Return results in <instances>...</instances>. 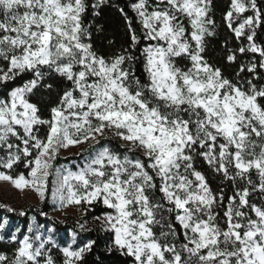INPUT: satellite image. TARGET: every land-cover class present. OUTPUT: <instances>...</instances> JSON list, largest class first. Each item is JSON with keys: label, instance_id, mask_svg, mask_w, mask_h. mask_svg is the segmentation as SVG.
<instances>
[{"label": "snow or ice", "instance_id": "snow-or-ice-1", "mask_svg": "<svg viewBox=\"0 0 264 264\" xmlns=\"http://www.w3.org/2000/svg\"><path fill=\"white\" fill-rule=\"evenodd\" d=\"M106 3L0 0V85L30 74L0 99V181L43 199L61 150L98 144L110 132L139 155L101 146L76 171H57L53 192L62 206L95 202L112 210L94 217L112 234L109 252L114 248L132 264H264V42L257 43L264 0H230L223 13L242 41L235 49L224 45L227 62L238 66L235 79L205 56L217 34L213 0H137L131 8L142 37L117 7L131 43L110 56L94 46L104 26L84 19L90 7L99 16ZM141 39L148 42L143 81L129 50ZM238 54L251 58L238 62ZM178 58L188 63L181 66ZM53 76L70 86L45 119L30 98L54 90ZM198 158L230 182L231 195L213 190L196 167ZM21 164L27 175H13ZM165 212L175 213L182 232L170 222L167 231L153 230L163 229ZM7 224L0 223V241ZM10 240L15 250L0 253V264H87L96 244H77L74 233L72 243L60 247L39 226ZM53 248L62 254L59 262Z\"/></svg>", "mask_w": 264, "mask_h": 264}, {"label": "trees", "instance_id": "trees-1", "mask_svg": "<svg viewBox=\"0 0 264 264\" xmlns=\"http://www.w3.org/2000/svg\"><path fill=\"white\" fill-rule=\"evenodd\" d=\"M96 0H88L91 5L95 3ZM137 2V0H107V3L102 5L98 10L100 12L99 16L94 15V10L90 7L88 12L85 14V23H91L93 26L96 24H102L104 26V32L94 34L93 41L96 49L103 55L110 56L120 50L121 47L129 48L131 43L130 33L126 27L124 17L117 11V7H121L127 13L128 17L132 20V27L135 29L136 34L142 37V26L136 16V13L132 10L131 4ZM230 0H213L214 4V19L217 23L216 36L211 37L208 40V47L205 52V56L210 63L219 66L224 71V74L229 79H235V73L238 71L237 64H230L226 60L227 48L224 47L225 41H227L228 48H237L240 46L242 41L235 39L234 34L223 19V13L227 9ZM260 0H258V3ZM112 39L115 41L114 45H109L108 40ZM264 42V34L258 31L257 43ZM148 42L141 39L140 44L136 46L135 49H129L132 51L133 55L137 59L133 62L136 75L140 79L146 80L147 74L144 71V56L142 54V49L146 46ZM251 58V54H245L244 56H239L238 62H245ZM178 63L181 66L186 65L188 62L186 60H180L178 58ZM248 75L247 73H241V77ZM30 78V74L23 77H18L14 82H10L9 86L5 88L0 85V99H4L6 92L12 87L22 86L27 79ZM48 82L53 83L54 90L49 91L47 89H40L33 95L30 99L31 102L36 103L41 110V115L43 118L48 119L50 117V109L55 106L58 102L59 95L62 91L69 87V82L64 81L62 78L50 77ZM46 131V127L41 128V135ZM121 141L112 136H107L102 138L96 146H107L110 149L120 153L127 154L131 156H138V153H132L128 151L127 146H121ZM96 146L90 147L87 151L80 153L79 155H69V156H58L57 161L54 163V168L63 164H71L75 166V163H82V160L87 154H90ZM2 155V153H0ZM196 167L198 170L204 172L209 180V183L213 190L219 188H224L226 194L231 195V185L228 181H222L221 177L215 174L207 165V163L202 159L198 158L196 162ZM24 172L27 175V169L21 164L19 167L15 168L12 173ZM255 178V177H254ZM52 179L53 174L48 179V187L45 194L44 201L41 205L28 204L24 211H12L9 212L8 208L0 204V223L7 219L8 225L5 226L3 235L5 239L0 241V253H6L9 256L15 250L16 243L10 240V236L14 235H24L27 233L28 228L31 223V219L34 216L37 222L45 227H52L57 235V244L60 247L67 246L71 244L73 234L75 233V240L77 244L86 242L89 239L95 240L96 244L93 246V251L89 253L86 257L87 264H132V258L125 257L116 251L114 248L111 252L108 251L112 244V234L106 232L101 227V222L94 219L97 216H103L106 212L112 211L107 209L102 203H93L89 205L83 203L82 207L85 211L83 217L78 219L73 214H68L64 220H59L50 215L53 209L51 203L52 194ZM161 193L158 191L155 194L156 199H160ZM24 212L25 215H20ZM46 214V215H44ZM222 215V213H221ZM165 220L161 221L164 224L163 229L160 225L154 227V231L159 234L161 231H167V223H172L177 231L182 232L179 226V222L175 220V213L169 215L167 212L164 213ZM85 230L79 228V224L85 223ZM183 240V237H180ZM75 246V245H74ZM53 254L57 261L62 259V254L55 248H53Z\"/></svg>", "mask_w": 264, "mask_h": 264}, {"label": "rangeland", "instance_id": "rangeland-1", "mask_svg": "<svg viewBox=\"0 0 264 264\" xmlns=\"http://www.w3.org/2000/svg\"><path fill=\"white\" fill-rule=\"evenodd\" d=\"M107 136H112L114 138H117L112 135L110 132H106L105 137ZM102 139V138H101ZM100 139V140H101ZM119 139V138H117ZM99 140V141H100ZM97 144H92L90 142L88 143H83L80 145L76 146H70L67 149H62L59 156H69V155H79L82 152L87 151L90 147L96 146ZM127 146V145H125ZM99 146H96L93 148L92 152L93 153L96 149H99ZM90 153V154H91ZM90 154H87L84 159L82 160V163H75V166L71 164H63L60 166H57L53 170V179H52V194H51V203L53 205V209L50 212V215L54 218H57L59 220H64L65 217L68 214H73L75 215L78 219H81L85 213L82 204L81 205H67V206H62L58 199H54L53 197V192L54 190L58 187V176H57V171L62 170V169H71L72 171H76L78 167H83L85 163H87ZM46 194V193H45ZM45 198V197H44ZM44 198L41 199L39 195L34 191L30 189H24L23 191L15 188L10 182L7 181H0V204L7 207V208H12L15 211H24L25 207L28 204H35V205H41L42 202L44 201ZM7 220V219H4ZM8 225V224H7ZM6 225V226H7ZM39 226L40 232L44 234L46 237L47 235L51 234L53 236V239L57 243V235L55 230L54 231H49L53 230L52 227H45L40 225L36 218L33 216L31 219L30 226L35 230V228ZM17 232H15L14 235H16ZM28 234V231L27 233ZM73 240V238H72ZM72 240L70 243H72Z\"/></svg>", "mask_w": 264, "mask_h": 264}]
</instances>
